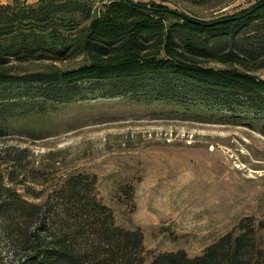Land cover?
<instances>
[{
    "label": "trees",
    "instance_id": "obj_1",
    "mask_svg": "<svg viewBox=\"0 0 264 264\" xmlns=\"http://www.w3.org/2000/svg\"><path fill=\"white\" fill-rule=\"evenodd\" d=\"M75 61L73 68L57 66ZM30 63L49 65L14 71ZM261 70L264 1L211 21L132 0H109L98 10L93 0L0 5V137L11 121L46 114L50 100L73 103L84 84L109 83L112 97L134 96L193 113L217 110L240 119L243 111L248 120L264 119ZM35 85L43 89V101H23L20 92ZM96 184L95 176L71 175L33 203L0 181V239L19 255L18 264H264V234L253 217L200 256L179 250L148 263L143 232L116 225Z\"/></svg>",
    "mask_w": 264,
    "mask_h": 264
},
{
    "label": "rangeland",
    "instance_id": "obj_2",
    "mask_svg": "<svg viewBox=\"0 0 264 264\" xmlns=\"http://www.w3.org/2000/svg\"><path fill=\"white\" fill-rule=\"evenodd\" d=\"M263 1L133 0L202 21ZM107 2L93 0L94 9ZM48 65L30 63L14 71L37 72ZM257 75L264 79V70ZM37 87L20 92L22 100L43 101ZM114 90L109 83L84 84L73 103L50 100L46 114L11 121L0 137L2 186L39 203L68 176L97 177V196L113 211L116 225L143 232L148 263L179 250L200 256L247 217L264 234L263 118L248 120L243 111L237 114L241 120L217 110L193 113L134 96L112 97ZM37 194L44 195L36 199ZM18 257L0 239V264H18Z\"/></svg>",
    "mask_w": 264,
    "mask_h": 264
},
{
    "label": "crops",
    "instance_id": "obj_3",
    "mask_svg": "<svg viewBox=\"0 0 264 264\" xmlns=\"http://www.w3.org/2000/svg\"><path fill=\"white\" fill-rule=\"evenodd\" d=\"M16 1L23 2V3H26L28 5H34V4L38 3L40 0H0V5H12Z\"/></svg>",
    "mask_w": 264,
    "mask_h": 264
}]
</instances>
